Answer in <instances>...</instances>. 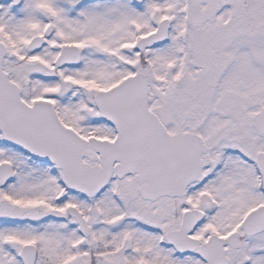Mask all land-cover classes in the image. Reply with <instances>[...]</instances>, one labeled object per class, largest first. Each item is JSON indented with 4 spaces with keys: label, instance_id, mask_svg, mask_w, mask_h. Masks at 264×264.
I'll list each match as a JSON object with an SVG mask.
<instances>
[{
    "label": "snow or ice",
    "instance_id": "snow-or-ice-1",
    "mask_svg": "<svg viewBox=\"0 0 264 264\" xmlns=\"http://www.w3.org/2000/svg\"><path fill=\"white\" fill-rule=\"evenodd\" d=\"M0 264H264V0H0Z\"/></svg>",
    "mask_w": 264,
    "mask_h": 264
}]
</instances>
